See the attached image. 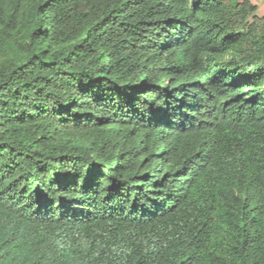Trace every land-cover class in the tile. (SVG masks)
<instances>
[{"label":"trees","instance_id":"1","mask_svg":"<svg viewBox=\"0 0 264 264\" xmlns=\"http://www.w3.org/2000/svg\"><path fill=\"white\" fill-rule=\"evenodd\" d=\"M257 10L0 0V264H264Z\"/></svg>","mask_w":264,"mask_h":264},{"label":"rangeland","instance_id":"2","mask_svg":"<svg viewBox=\"0 0 264 264\" xmlns=\"http://www.w3.org/2000/svg\"><path fill=\"white\" fill-rule=\"evenodd\" d=\"M254 3L257 4L258 6V10L257 13L259 15H263L264 16V0H252Z\"/></svg>","mask_w":264,"mask_h":264}]
</instances>
